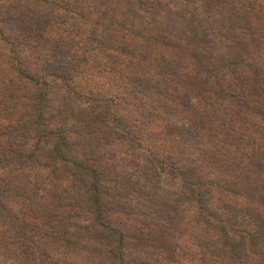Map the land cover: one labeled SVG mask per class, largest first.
I'll return each instance as SVG.
<instances>
[{
  "label": "trees",
  "instance_id": "trees-1",
  "mask_svg": "<svg viewBox=\"0 0 264 264\" xmlns=\"http://www.w3.org/2000/svg\"><path fill=\"white\" fill-rule=\"evenodd\" d=\"M186 218L200 262L264 264V6L0 0V250L176 264Z\"/></svg>",
  "mask_w": 264,
  "mask_h": 264
},
{
  "label": "rangeland",
  "instance_id": "rangeland-1",
  "mask_svg": "<svg viewBox=\"0 0 264 264\" xmlns=\"http://www.w3.org/2000/svg\"><path fill=\"white\" fill-rule=\"evenodd\" d=\"M252 1H256L260 5L264 6V0H252ZM86 84L88 85V87L94 90L100 89L101 90L100 93H107L109 92V90L115 89V88L112 89L113 86L109 81L105 79H98L96 76H92V78H90L89 81L85 82V85ZM171 95H174V94L172 92H168L166 94L165 97L167 98V100L171 99ZM172 107H173L172 105L167 106L165 104H160L159 107L154 112H152L153 117H151V120L154 121L156 125H160V126L166 125L169 122L178 124V121L180 120L181 117L177 115V112L172 111ZM57 175L58 174L56 173L54 176V179L57 177ZM50 178L52 179L53 177H50ZM50 178L49 180H51ZM53 183L57 184V188L61 190H63V188H66L67 186L65 181L63 182V181L57 180V182H54L53 180ZM237 203L240 206L245 205L240 200H238ZM8 205L14 208L15 210L19 209L17 203L12 204L11 202H9ZM81 214H85V213L81 212ZM186 221H187V218L184 220L182 224H177L176 226H173L174 228L178 229V231L181 232V234H183L182 236H178L179 239H177V242H179V246L182 249V253H181L182 257L180 261L178 260L176 264H214L210 262L209 263L200 262L199 250L196 248V245L194 243V235L197 234L196 229L195 228L190 229V227L187 226L188 224H186ZM4 228L5 227H3V225L0 224V231H3ZM85 246L93 248L92 244H85L84 247ZM45 249H46V252H50L49 247ZM98 249L103 250L101 247H98ZM55 257L52 256V260H60L59 257L57 256ZM66 263L67 264H100V263L104 264L103 260L97 256L96 252H94L92 255H89L86 249L80 251L77 256H74L70 259H66ZM0 264H18V262L13 259L9 251L5 252L3 250H0Z\"/></svg>",
  "mask_w": 264,
  "mask_h": 264
}]
</instances>
